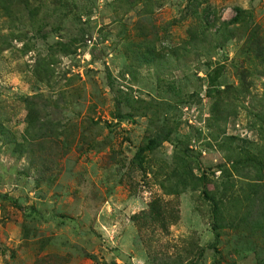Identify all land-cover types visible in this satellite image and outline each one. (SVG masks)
Here are the masks:
<instances>
[{
  "label": "rangeland",
  "instance_id": "rangeland-1",
  "mask_svg": "<svg viewBox=\"0 0 264 264\" xmlns=\"http://www.w3.org/2000/svg\"><path fill=\"white\" fill-rule=\"evenodd\" d=\"M0 264H264V0H0Z\"/></svg>",
  "mask_w": 264,
  "mask_h": 264
}]
</instances>
